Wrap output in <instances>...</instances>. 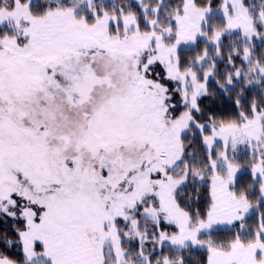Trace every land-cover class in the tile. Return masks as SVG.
Segmentation results:
<instances>
[{"label":"snow or ice","instance_id":"obj_1","mask_svg":"<svg viewBox=\"0 0 264 264\" xmlns=\"http://www.w3.org/2000/svg\"><path fill=\"white\" fill-rule=\"evenodd\" d=\"M0 264H264V0H0Z\"/></svg>","mask_w":264,"mask_h":264},{"label":"trees","instance_id":"obj_2","mask_svg":"<svg viewBox=\"0 0 264 264\" xmlns=\"http://www.w3.org/2000/svg\"><path fill=\"white\" fill-rule=\"evenodd\" d=\"M246 177L244 176V174L243 173H241V179L243 180V179H245Z\"/></svg>","mask_w":264,"mask_h":264}]
</instances>
